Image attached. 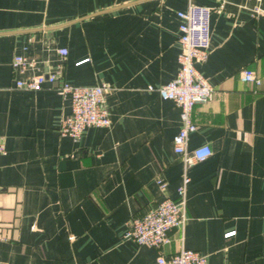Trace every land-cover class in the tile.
Returning <instances> with one entry per match:
<instances>
[{"label": "crops", "instance_id": "1", "mask_svg": "<svg viewBox=\"0 0 264 264\" xmlns=\"http://www.w3.org/2000/svg\"><path fill=\"white\" fill-rule=\"evenodd\" d=\"M191 3L215 8L197 64L215 92L194 107L188 144L213 154L187 168L180 108L148 88L176 77L178 12ZM16 54L35 60L29 74L63 64L74 85L107 82L111 126L61 135L70 102L58 84L17 87ZM0 137V264H158L182 248L208 264H264V0H0ZM185 174L184 229L161 249L125 239L132 217L178 199Z\"/></svg>", "mask_w": 264, "mask_h": 264}, {"label": "built area", "instance_id": "2", "mask_svg": "<svg viewBox=\"0 0 264 264\" xmlns=\"http://www.w3.org/2000/svg\"><path fill=\"white\" fill-rule=\"evenodd\" d=\"M223 2L218 8L223 9ZM215 8L191 3L185 10H180L178 16L180 24L179 54L180 69L174 79L160 86H149V90L157 91L164 100L173 101L179 108L182 127L174 137L175 151L182 155L185 166L188 168L209 158L212 148L208 144L198 146L191 152L188 150L190 134L198 128L193 120L194 107L199 103H206L213 99L215 89L210 81L199 71L197 64L208 60L212 30L211 18ZM262 10L257 7L255 12ZM62 57L68 55V49H58ZM36 65L35 60L24 54H16L13 59L15 72L24 74L16 82V86L23 89L38 91L47 84H58L63 97L70 102L71 112L62 118L59 132L79 141L89 127H109L112 124L106 94L111 89L107 82L92 86L74 85L64 77L63 64L48 73L29 74L28 70ZM244 82L261 85L262 79L254 70L244 69L241 72ZM6 143L0 137V154H6ZM190 177L185 174L183 183L178 187V199L166 197L146 214L132 217L127 223L124 238L133 240L139 245H148L163 248L172 241L171 233L174 230H183L187 223V187ZM161 189H166L168 182L157 179ZM235 231L226 233V237L233 236ZM158 264H208V256L199 251L182 248L169 256L161 253Z\"/></svg>", "mask_w": 264, "mask_h": 264}]
</instances>
